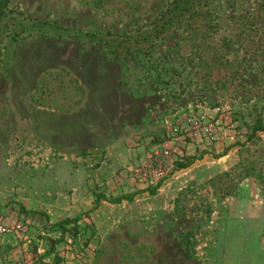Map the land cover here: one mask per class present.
I'll return each mask as SVG.
<instances>
[{"label":"rangeland","instance_id":"374dc122","mask_svg":"<svg viewBox=\"0 0 264 264\" xmlns=\"http://www.w3.org/2000/svg\"><path fill=\"white\" fill-rule=\"evenodd\" d=\"M96 1L10 0L0 19V215H25L35 229L30 248L54 243L53 259L61 253L71 264H264V132L248 139L256 113L264 117L256 59L264 20L247 40L237 28L264 0H234L233 7L214 0L216 30L196 38L179 28L148 58L106 59L97 44L30 27L53 20L74 31H129L169 0ZM203 50L211 56L206 72L197 63ZM196 70L208 74L207 89H199ZM44 79L53 95L39 105L35 90ZM189 113L214 127L187 135ZM169 124L180 128V159L201 158L173 166L151 193L129 168L160 145L154 136L173 135ZM226 171L221 179L238 184L217 198L216 178ZM96 193L134 197L93 208Z\"/></svg>","mask_w":264,"mask_h":264},{"label":"trees","instance_id":"16d2710c","mask_svg":"<svg viewBox=\"0 0 264 264\" xmlns=\"http://www.w3.org/2000/svg\"><path fill=\"white\" fill-rule=\"evenodd\" d=\"M214 0H169L165 3V5L158 11V13L153 17V19L147 24H138L137 20H135V28L129 31H122V32H96L93 30H84V31H74L69 28L63 27L58 24L56 21L49 20V21H36L30 24V27L35 29L36 33L40 34H48V32L56 33L58 35L66 36V37H74L79 38L82 40H86L93 44H97L101 46L104 51V56L106 59H110L113 56H129L132 54H142L145 58H148L156 46L157 41L166 37L171 32L182 28L184 31L189 30L190 34H193V37L200 38L202 36H207L211 31L213 32L216 29L215 23L213 20L212 13L208 7V5L213 2ZM10 0H0V19H6L8 8H9ZM98 2V0L95 2ZM130 7L136 4L135 1L129 3ZM230 6H234V0L230 3ZM260 12L264 11L262 2L258 4L257 12L253 17H247L242 15V18H246V20H242L237 28L239 29L240 33L243 34L244 40L249 39L251 36V32L254 34L257 33L258 29V22L260 20H264L263 18L260 19ZM262 26V24H261ZM247 31V32H246ZM246 32V34H245ZM240 33L238 35H240ZM260 44H257V57L256 59L259 62L260 66V73L258 79L260 80L259 83H264V46L260 47ZM202 52V53H201ZM200 52V57L197 61L198 64H203L202 68H204V72H206L210 67L208 63V58L211 59V56L206 55L208 50H203ZM216 65H219L216 61ZM201 67V66H200ZM165 71H169L171 74L177 72L175 68H164ZM169 72H167L169 74ZM57 77L61 76L60 73L56 74ZM194 80L198 79L201 81L200 90L207 89L208 74H199V71H195L192 75ZM46 79V78H45ZM39 82L38 87L36 88V100L38 101L39 105L45 104V99L49 97L52 99L53 93H51V89L49 84L45 81ZM195 80V81H196ZM71 84H74L73 90L76 95H81V88L76 85L75 80L71 79ZM197 82V81H196ZM198 83V82H197ZM183 91V89H182ZM51 101V100H50ZM79 101L77 100H69L66 103V109L70 108L72 104H75ZM64 109V110H66ZM258 131L264 132V117L260 112H257L255 117L252 120V127L251 133L248 135V139H252ZM167 140L165 137L154 136L153 144L159 145L162 142ZM201 156L194 155H186L183 156L180 160H177L174 164V170L185 169L189 167L194 161L200 159ZM229 178V172H223L222 175H219L216 178V197H226L232 194V190L236 188L238 182L235 180L231 182L229 179H221V178ZM246 177V176H245ZM243 179V177H241ZM241 179V180H242ZM240 180V181H241ZM161 183V181L156 184L155 186H148L142 190H149L151 193L154 192L156 187ZM133 194H121L119 196H107L103 193H96L94 199V207L96 208L101 201H109L113 203H120L124 200L130 201L133 199ZM47 219V218H46ZM76 220H64V223H74ZM63 222H58V229L63 232L68 228H65ZM45 224H47L45 222ZM47 227V225L45 226ZM47 229V228H46ZM54 229V228H52ZM76 231V225H73V228ZM74 231V232H75ZM54 244V243H53ZM50 247L49 250L45 252V254H49L53 251V245ZM42 257V256H41ZM59 258L57 257L56 260Z\"/></svg>","mask_w":264,"mask_h":264},{"label":"built area","instance_id":"2783aa9c","mask_svg":"<svg viewBox=\"0 0 264 264\" xmlns=\"http://www.w3.org/2000/svg\"><path fill=\"white\" fill-rule=\"evenodd\" d=\"M182 120L187 135H190L193 130L208 131L214 127V123L208 122L207 117L202 113L183 115ZM169 126L173 135L129 168L131 179L144 187L155 186L166 178L174 166V161L179 160L183 154L177 144L180 138L174 137L180 132V128L174 124H169ZM8 235L24 247H17L6 255L0 256V264H71L63 255L58 260H54L41 257L37 249L30 248V225L25 215L18 214L13 217L0 215V239Z\"/></svg>","mask_w":264,"mask_h":264},{"label":"crops","instance_id":"0c3cea01","mask_svg":"<svg viewBox=\"0 0 264 264\" xmlns=\"http://www.w3.org/2000/svg\"><path fill=\"white\" fill-rule=\"evenodd\" d=\"M225 156H227V155H224V154L219 155L218 160L219 161L224 160ZM34 230L35 229L33 227H30V233H32ZM17 247L23 248L24 246H20L18 244V242L14 238H12L11 236H9V235L5 236L4 238L0 239V256L6 255L8 252L12 251L13 249H15ZM32 248L34 250L37 249L38 252H40L42 257L53 258L56 255L53 253V251H51L49 254H45L46 251L44 249H41V247L36 248V247L32 246ZM59 255H63V254L59 253Z\"/></svg>","mask_w":264,"mask_h":264}]
</instances>
